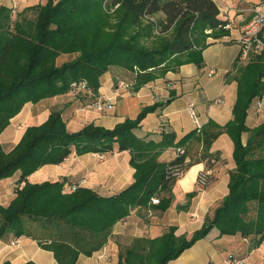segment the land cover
<instances>
[{"label":"trees","instance_id":"16d2710c","mask_svg":"<svg viewBox=\"0 0 264 264\" xmlns=\"http://www.w3.org/2000/svg\"><path fill=\"white\" fill-rule=\"evenodd\" d=\"M13 15L0 8V137L27 103L84 93L91 95L85 107L90 106L100 99L102 77L112 69L133 74L131 87L137 91L185 64L201 66L208 40L228 35L218 0H47ZM65 56L71 59L60 64ZM237 63L233 119L224 127L209 122L177 144L175 134H164L161 143L135 135L148 114L165 104L145 107L136 119L113 129L90 124L78 132H70L62 111L54 110L43 124L29 127L13 149L6 150L0 140V181L18 178L14 199L7 207L0 205V241L29 237L51 251L58 264H77L81 255L101 251L132 210H149L158 198L156 209L167 211L179 181L174 173L178 168L187 172L195 163L188 159L186 144L196 138L201 160L214 169L210 160L217 158L209 150L225 133L234 143L236 167L229 174V193L213 215L190 238L170 227L159 238L134 239L117 264H168L213 230L219 237L249 238L251 249L258 248L264 242V124L250 130L246 119L252 102L264 94V54L252 55L246 66ZM80 83L87 91L74 93ZM168 147L184 153L159 162ZM126 151L134 182L115 196L80 187L65 192L66 182L28 180L43 166L59 165L73 154Z\"/></svg>","mask_w":264,"mask_h":264},{"label":"crops","instance_id":"0c3cea01","mask_svg":"<svg viewBox=\"0 0 264 264\" xmlns=\"http://www.w3.org/2000/svg\"><path fill=\"white\" fill-rule=\"evenodd\" d=\"M47 0H0V8L15 10L14 17ZM220 18L227 22V36L208 40L209 46L203 52V64L188 63L176 72L152 81L135 91L131 84L133 74L112 69L102 77L98 98H111L115 110L99 113L83 108L91 95L70 93L42 100L37 104L27 103L19 115L12 119L10 126L0 137L6 150L13 149L29 127L43 124L54 110H61L70 132H78L87 125L113 129L126 119H136L143 108L155 104L164 105L141 123L135 135L140 139L161 143L164 134H175L177 144L196 130L189 114L194 105L200 122L205 128L209 122L224 127L233 119V108L238 97V84L234 79V66L241 53L238 44L243 27L255 16V8L264 12V0H223L218 1ZM66 57V56H65ZM65 57H61L60 60ZM59 60V61H60ZM249 60L242 66H246ZM123 82L129 87L121 85ZM83 109V111H82ZM264 124V94L256 98L248 109L246 126L253 130ZM249 133L242 136L246 144ZM188 159L195 163L185 176L173 187L171 207L161 212L152 205L149 210L136 208L124 221L116 224L113 236L107 245L93 256L81 255L77 264H117L119 254L136 238L156 239L170 227H176L178 236L190 238L199 231L206 218L212 216L229 193L230 172L236 167L233 159L234 143L227 134L214 141L209 153L217 158L214 165L215 179L204 190L196 187L197 176L206 165L201 160L202 145L196 138L187 144ZM177 148L168 147L158 161L168 163L175 159ZM129 152L115 153L104 160L98 154L83 156L75 154L59 165H46L33 173L28 180L34 184L44 182H66L65 192L71 185L88 188L103 197L118 195L134 182L135 170L130 164ZM18 178L0 181V205L7 207L16 195ZM19 243H15V241ZM238 260L240 264H264V242L251 249V240L241 235L219 237L213 230L203 240L186 250L177 260L168 264H227ZM58 264L54 254L44 249L29 237L9 238L0 241V264Z\"/></svg>","mask_w":264,"mask_h":264},{"label":"built area","instance_id":"2783aa9c","mask_svg":"<svg viewBox=\"0 0 264 264\" xmlns=\"http://www.w3.org/2000/svg\"><path fill=\"white\" fill-rule=\"evenodd\" d=\"M223 1V0H218ZM13 13L15 10L13 9ZM238 44L241 48V53L237 60L238 66L243 65L247 62L252 55H260L264 54V12L261 7L255 8V16L253 19L246 24L242 29L241 38L238 41ZM124 87H129L126 84H121ZM87 91V87L85 83H80L79 85L74 86V93L85 92ZM92 109L99 113L103 112H112L115 110L114 101L111 98H100L95 103L90 106L83 108ZM82 109V111H83ZM189 114L193 119L196 130L200 133L203 130V124L200 122L198 113L194 107V105H190ZM184 149L180 148L177 150V155L183 154ZM106 156L98 154V158L100 160H104ZM210 164H216L215 158L210 160ZM186 171L184 168H178L174 173V177L177 179H181L185 176ZM215 179L214 169L206 166L203 170H201L197 176L196 187L198 191H204ZM79 189V185H75L71 188V192H75ZM153 205H159L160 199L153 198ZM19 243V241H15L14 244ZM227 264H240L238 260H229Z\"/></svg>","mask_w":264,"mask_h":264},{"label":"rangeland","instance_id":"374dc122","mask_svg":"<svg viewBox=\"0 0 264 264\" xmlns=\"http://www.w3.org/2000/svg\"><path fill=\"white\" fill-rule=\"evenodd\" d=\"M71 59V57H65L63 60L61 59L60 61H59V63L61 64V63H63L64 61H68V60H70ZM113 100V99H112ZM114 101V100H113ZM114 104H115V101H114ZM115 106H116V104H115ZM103 113H107V112H103Z\"/></svg>","mask_w":264,"mask_h":264}]
</instances>
